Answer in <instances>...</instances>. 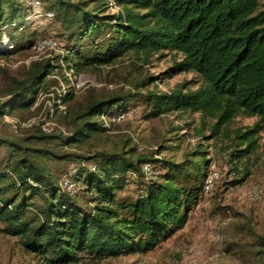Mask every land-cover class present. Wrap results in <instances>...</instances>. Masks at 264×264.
<instances>
[{
    "label": "trees",
    "instance_id": "trees-1",
    "mask_svg": "<svg viewBox=\"0 0 264 264\" xmlns=\"http://www.w3.org/2000/svg\"><path fill=\"white\" fill-rule=\"evenodd\" d=\"M40 2L58 24L60 37H53L61 51L33 61L26 77L14 81L6 98L0 100V116L34 106L47 78H57V69L76 76L127 55L146 63L153 54L164 51L180 54L167 72L192 71L201 80L195 89L177 85L166 92L141 93L139 88L157 78L148 76L124 92L99 96L87 92L79 108L73 109L69 104L76 94L74 88L69 85L56 92L65 110H58L54 102L53 116L64 114L60 122L65 132L44 133L38 127L22 143L0 138V145L13 151L5 169L0 170L1 231L17 237L20 246L42 264H74L84 257L99 261L152 250L185 225L204 193L211 161L203 149L206 145L198 142L192 153L176 161L160 155L165 149L161 147L151 154L134 146L126 151L76 155L57 154L46 144L54 139L65 147L82 144L109 131L115 123L108 119L126 114L130 103L140 100L151 106V117L169 112L197 114L201 140H229L224 149L229 151L230 171L238 174L236 161L258 149L259 133L264 129V5L259 0ZM25 3L0 0V58L17 46L32 48L37 41L23 43L25 29L33 23L26 19L29 8ZM239 116L256 120L231 128ZM202 128L208 129V135ZM54 159L74 161L64 174L77 183L74 194L63 191L49 169L46 161ZM146 163L154 171H162L147 176L142 171ZM247 175L248 171L226 182L236 185ZM128 177L140 181L139 194L134 200H118L116 190ZM78 192L86 195L84 205L78 202ZM261 245L264 247V240ZM259 252L264 264V248Z\"/></svg>",
    "mask_w": 264,
    "mask_h": 264
},
{
    "label": "rangeland",
    "instance_id": "rangeland-1",
    "mask_svg": "<svg viewBox=\"0 0 264 264\" xmlns=\"http://www.w3.org/2000/svg\"><path fill=\"white\" fill-rule=\"evenodd\" d=\"M259 2L264 5V0ZM59 32L56 21L47 17H38L25 29L23 43L28 39L54 38L55 35L60 37ZM58 44V48H49L43 52H38L30 46L25 48L15 46L16 50L0 58V100L6 98V92L16 79L26 77L33 61H41L49 55L60 53L62 47L60 43ZM180 57V54L164 51L161 54H153L148 62L143 63L134 56L127 55L112 65L100 67L95 72H83L76 76L57 69L54 72L57 78L53 76L47 78L45 89L37 94L34 106L25 111L15 109L0 116V138L22 143L25 137L35 133L38 128L36 124L16 127L18 121L50 119L64 127L60 122H63L64 114L58 115L57 118L51 117L50 106H54V102L57 101L56 92L58 94L65 86L70 85L76 91L69 109L78 107L87 92L96 96L124 92L129 87L138 85L148 76L157 78L149 82L147 87L139 88L141 93L166 92L177 85H186L195 89L201 80L195 72H167L173 61L179 60ZM150 111L151 106L143 101L134 100L130 103L124 119L115 123L109 131L71 147L63 146L59 139L48 142L46 146L57 154L76 155L88 151L120 149L126 151L134 146L138 147L139 152L151 154L161 147L165 149L160 155L178 161L185 154L192 153L200 142L206 145L203 148L206 157L211 159L210 164H215L221 178L209 192L202 194L198 204L189 212L185 225L154 249L99 261L84 257L74 264H262L259 251L264 248L261 245V241L264 240V129L259 133L258 149L248 157L236 161L240 172L233 175L230 171L229 151L224 149L229 140L223 137L217 140H201L199 132L197 133V130L201 129L197 114L178 116L176 112H169L151 117ZM255 120V117L239 116L234 120L231 128L245 127ZM202 133L208 135V129L202 128ZM11 152L13 151L5 144L0 145V170L5 169L6 163L11 158ZM46 163L55 178L60 180L62 175L72 168L74 161L54 159L47 160ZM158 170L162 171L160 168H156L155 171ZM246 171L248 175L241 183L230 185L226 182L242 177ZM139 184L140 181L128 177L123 186L116 190L117 199H136L139 194ZM254 187L260 190L258 199L250 193ZM78 194L80 196L78 202L84 205L86 195L80 192ZM36 201L40 203L38 199ZM1 227L2 224H0V264H42L39 257L20 246L17 237L4 234Z\"/></svg>",
    "mask_w": 264,
    "mask_h": 264
},
{
    "label": "built area",
    "instance_id": "built-area-1",
    "mask_svg": "<svg viewBox=\"0 0 264 264\" xmlns=\"http://www.w3.org/2000/svg\"><path fill=\"white\" fill-rule=\"evenodd\" d=\"M26 1V6L29 8V13L26 17L27 20L29 21H34L36 18L45 16L47 18H50L52 16V13L48 11H44L41 6L40 0H25ZM59 42L55 38L51 37H43L40 38L35 42L33 45V49H35L38 52H43L47 49H56L58 48ZM9 48L12 47V45L8 46ZM63 92V91H62ZM64 94V93H62ZM58 110H65V105L62 104L60 99H57L55 102ZM54 115V106H50V116L52 117ZM125 117V113H120L118 115L112 116L108 121H112L114 123H118L122 121ZM32 124L38 125V127L44 132V133H52L54 130H59L61 132H65V129L63 126L57 125L55 122L51 121L50 119H42V120H37L35 121L34 119L28 120L27 122L25 121H18L16 122V127H25V126H31ZM107 124V122H106ZM16 131V130H15ZM92 169L94 170L95 167L92 166ZM142 171L145 173V175L150 176L152 175L155 171L150 163H146L142 167ZM233 174V172L231 173ZM220 173L217 170L216 166L214 163L210 164V167L208 169V173L204 179L203 183V192H209L213 186L216 184L218 180H220ZM60 188L69 193V194H74L78 190V185L75 182V180L69 175H63L60 179ZM251 195L255 198L258 199L260 198V190L257 187H254L250 191ZM141 195V194H140Z\"/></svg>",
    "mask_w": 264,
    "mask_h": 264
}]
</instances>
